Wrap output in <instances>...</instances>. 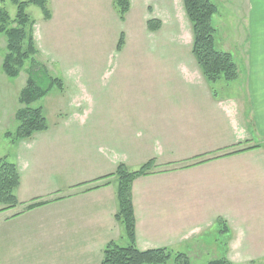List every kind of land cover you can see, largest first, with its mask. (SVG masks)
Masks as SVG:
<instances>
[{"label":"rangeland","instance_id":"rangeland-1","mask_svg":"<svg viewBox=\"0 0 264 264\" xmlns=\"http://www.w3.org/2000/svg\"><path fill=\"white\" fill-rule=\"evenodd\" d=\"M212 1L218 6L213 24L218 28L216 36L219 35L220 40L222 23L227 24L229 30L236 31V5L229 0ZM129 2L130 9L124 19L120 18L115 0H50V20L44 18L41 8L35 5L27 8L36 21L35 38L39 49L36 57L52 76L64 81L63 88L55 86L37 103L44 107L50 131L47 137L52 140L64 138L74 143L86 142L90 138L96 142L104 140L100 147L106 164L111 156L117 158L114 147L120 136L123 149L131 148V135L125 133L127 128H141L139 132L145 139L141 143L148 142L147 145L152 147L155 143L148 140L150 136L147 138V134H143L145 129L153 128L152 123L156 121L159 132L171 127L167 112L176 110L167 109L173 98L170 95H176L183 85L182 69L191 66L187 58L195 59L191 52L192 23L186 15L183 0ZM6 7L11 16L16 15L17 7L11 0H7ZM150 19H155L156 23L159 21L157 30L149 29ZM122 32L125 33V44L120 53L117 44ZM217 46L222 49L220 41ZM5 51L6 39L0 34V159L7 156L8 160L23 164L24 186L19 191L21 198H26L22 194L28 196L37 187L32 174L39 162L44 169L42 176L46 175L45 190L58 185L56 177L61 181V176H57L56 167H51L50 163L55 146L51 152L37 149L38 146L32 150L37 161L33 168L29 160L31 148L26 145L28 139L13 143L6 136V132H14L17 127L18 97L29 74L24 69L16 78L7 77L2 69ZM242 66L239 64L240 73L245 70ZM243 79V75L230 82L205 79L208 88L199 91L203 94L201 109L205 112L197 119L201 128H216L225 137L233 135L230 122L218 102L230 97L226 95L236 93ZM201 81L197 83L201 84ZM186 86L194 89L200 85ZM165 96L167 98L163 99ZM131 113L138 117H128L127 114ZM172 121L177 122L176 116H172ZM61 129L64 133H57ZM91 129L94 130L92 133ZM262 148L257 152L244 151L237 156L217 159L213 165L195 172L197 177L191 179L195 184L190 187L197 191L187 199L192 200L194 207L187 204L185 210L188 215V209L192 208L191 214L196 217L187 225V237L171 242L167 247L169 250L185 253L191 264H208L220 257L228 258L231 240L236 243L233 259H230L234 264H264V144ZM74 154V159L78 160L82 152ZM54 160L70 169V163ZM130 166L133 170L140 167L134 163ZM112 184L118 185L115 176ZM38 186L41 191L43 182ZM161 188L164 189L163 185ZM158 197L160 201L153 203L162 207V197ZM174 202H164L169 215L176 212ZM12 210L15 212L16 209ZM10 213L0 212V264H81L76 259L79 254L73 251L80 249L78 243L73 246L65 229L53 230L49 225H39L40 211L35 217L30 214L23 218L15 230L20 237L3 239L6 217ZM203 214L207 215V220L196 223ZM10 227L7 225V230ZM196 227L200 230L191 233ZM121 235L120 238L116 234L115 238L120 245L126 246L129 241L124 230Z\"/></svg>","mask_w":264,"mask_h":264},{"label":"crops","instance_id":"crops-1","mask_svg":"<svg viewBox=\"0 0 264 264\" xmlns=\"http://www.w3.org/2000/svg\"><path fill=\"white\" fill-rule=\"evenodd\" d=\"M229 1L235 2L236 5V14H234L237 18L236 31L229 30L227 24L222 23V34L220 40L219 35L217 36L216 46L220 41L222 49L218 46L217 48L232 52L238 64H242L245 69L244 73H240L244 79L240 81L241 84L237 92L226 95H230V97L218 102V106L230 122L233 135L225 137L216 128L214 130L203 129L200 127L202 124L197 122L202 113H205L201 109L203 94L199 91L202 88H208V86L200 66L195 61L196 59L193 60L189 57L187 59L191 66L183 67L181 72L183 85L176 95H170L173 98L167 104L168 110H176L167 112V116L171 119L169 122L171 127H165L159 132V125L156 121L152 123L153 128H146L143 132V134H147V138L150 136L148 140H152L155 143L154 146H148V142L141 143L145 140L142 133L139 132L141 128L138 126L129 127L125 133L131 135L129 136L131 148L123 149L120 136L117 141L115 140L117 143L114 147V154L117 158L111 156L110 162L106 164L102 156L104 152L100 147L104 140L96 142L90 138L82 143L68 142L64 138L52 140L47 137L50 132L49 129L44 132H37L28 139L26 145L27 148H31L29 160L33 168L37 161L36 158H33L32 150H36L38 146L37 149L51 152L55 146V152L50 163L51 167H56L57 176H61V181L56 177L59 184L45 190L46 175L45 177L42 176L44 169L42 163L39 162V166L32 174V178L35 177V186L37 187L31 193L27 192L28 196L22 194L26 198H21L19 190L24 186V166L22 163L17 164L20 173V185L16 194L19 202L29 203L37 197L51 201L31 211L25 210L26 205L22 204L14 208L16 209L15 212L12 209L6 210V212L13 213L6 217L3 239L12 240L13 236V239L20 237L19 234L15 233V230L22 224L23 218L30 214L35 217L36 212L40 211L42 217L39 225H49L50 229L53 230L60 229L62 231L65 229L66 236L72 240L73 246L76 247L78 243L80 249L73 251L79 254L76 259H79L81 264H100L106 244L110 241L118 242V239L115 238L116 234L121 238L124 230L123 225L118 223L115 218L118 211V200L117 186L112 184L113 177L100 178L113 173L120 163L129 167L132 163L141 166L151 159H155L158 166L153 168V173L136 179L132 188L137 246L139 249H141L140 246L144 249L170 247V243L179 237L181 239L187 237V225L193 223L196 217L191 214L192 208L188 209V215H186L185 210L187 204L194 207L192 200L187 199L194 191H197L190 187L195 184V180L191 182L195 172L198 169L213 165L217 159L241 154L237 152L224 155L227 152H234L255 145L260 146L243 152L263 150L264 0ZM216 31L218 33V28ZM123 51L124 49L120 53ZM129 52V54L132 53V51ZM198 80H202L201 84L197 83ZM187 84L200 86L191 89L186 86ZM172 102L180 105H174ZM127 116L138 117L136 113L127 114ZM172 116H176V123L172 121ZM207 127L209 126L207 125ZM62 130L57 131V133L63 134ZM93 131L91 129L90 133ZM76 151L82 152L78 160L74 159ZM54 159H61L62 162L70 163V169H67L66 165H58ZM42 182L43 187L39 191L38 185ZM162 185L164 189L161 188ZM49 193L54 194L50 195ZM158 196L162 197V207L153 203L160 201ZM167 201L170 203L175 201L176 212L172 215L167 214V209L164 207V202ZM200 202L201 205L204 204L202 192ZM206 217L207 215L204 216L203 214L196 223L207 220ZM9 224L11 227L7 230ZM199 230L200 227H196L191 230V233L196 234ZM230 242L228 258L232 260L236 243L231 240Z\"/></svg>","mask_w":264,"mask_h":264},{"label":"trees","instance_id":"trees-1","mask_svg":"<svg viewBox=\"0 0 264 264\" xmlns=\"http://www.w3.org/2000/svg\"><path fill=\"white\" fill-rule=\"evenodd\" d=\"M6 2L7 0H0V34H3L6 39L2 69L9 78L18 77L24 69L29 74L26 85L18 97L20 106L15 112L17 127L14 132H6V136L13 143H16L30 139L37 132L48 130L44 107L37 105V103L49 94L55 86L63 88L64 82L60 77L52 76L48 68L36 57L39 53L35 38L36 21L27 11L30 5H35L41 8L44 18L49 20L52 18V12L49 8L50 0H11L17 7L15 16H11L9 13ZM183 2L186 14L192 23V53L205 79L210 82L236 80L240 75V68L234 54L216 47L217 36L213 18L218 12L217 4L212 0H183ZM115 4L120 18L124 19V15L130 9L129 0H115ZM159 24V21L156 23L155 19L148 21V27L152 31L157 30ZM124 44L125 33L122 32L117 50L120 51ZM259 146H250L225 155L243 152ZM155 167H157L155 159L149 160L135 170L124 163H120L113 173L100 178L115 176L118 180L116 189L118 211L115 218L123 225L129 241L126 246L120 245L116 241L108 242L104 248L103 259L100 264H191L185 253H173L167 247L141 250L137 246L133 183L139 177L153 173ZM19 185L20 173L17 164L8 160L7 156L2 157L0 159V212L22 204L16 195ZM47 203L48 201L35 198L26 205L25 210H32ZM226 229L227 226H225V231ZM208 264L234 263L227 257H220L209 261Z\"/></svg>","mask_w":264,"mask_h":264}]
</instances>
